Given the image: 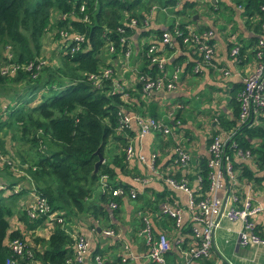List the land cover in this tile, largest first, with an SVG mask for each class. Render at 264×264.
Segmentation results:
<instances>
[{"label": "trees", "instance_id": "1", "mask_svg": "<svg viewBox=\"0 0 264 264\" xmlns=\"http://www.w3.org/2000/svg\"><path fill=\"white\" fill-rule=\"evenodd\" d=\"M153 3L174 8L176 15L185 13L186 9L192 10L194 6L193 2L187 0H0V70L11 64L19 66L12 75L0 74V97L1 91H6V87H19L17 95L5 97L16 104L8 106L9 103H5L7 115L3 120L5 122L2 121L3 125L0 126L12 127L9 139L16 143L17 161L22 173V176L15 180L6 172L7 164L3 163L0 166L6 173L2 175L3 171L0 172V264H4L5 260L11 257L8 243L5 244V241L21 239L26 244L25 238L18 231L8 232L9 219L13 216L18 201L26 194L24 190L13 192L19 182L30 185L36 196L46 202L51 214H62L65 224L69 219L87 213L94 219L98 217L106 219L107 212L103 207L89 206L87 201L93 197L101 176L111 180L114 177V169L122 171L125 167L123 150L116 151L107 160L104 158L105 153L109 151L106 150L108 144L114 143L125 147L126 140L115 130L119 112L126 110L127 103L134 98L139 103L140 116L146 113L148 117L155 119L158 114L153 99L144 101L145 105L141 101L140 81L134 84L132 91L125 90L127 99L124 100L123 92H113L111 79L103 80L97 87L87 78L90 75H98L101 69L109 68L106 64L107 55L112 59L121 57L126 45L130 43L129 39L136 31H139V38L153 35L157 40L155 44L160 41L162 31L152 30L149 26L143 29L139 25L148 15ZM236 3L242 6V17L246 21L250 18L255 19L252 23L253 33L257 34L262 22L264 0H237ZM81 7L83 11H80ZM54 14H57L58 18H54ZM192 15L193 13L187 17L186 24L168 25L167 30L173 37L174 29L180 34L174 38L179 53L184 52L185 47L181 44V38L185 35L186 25L194 24L191 21ZM131 18L138 22L133 29L126 26ZM119 28L122 33H118ZM204 29L206 28L199 27L197 32ZM52 30L55 31L53 38L57 41L58 33L65 31L81 36L83 43L77 51L70 54L69 48H65V44L58 41L62 51L59 52L57 64L46 61L45 64L39 65L38 62L44 59L42 37ZM121 37L126 40L122 46L119 43ZM254 40L251 38L249 42L253 43ZM108 43L114 48L111 55L105 49ZM149 45L145 44L139 48L137 56L140 57L141 64L137 72L138 78L154 80L158 76L161 77L167 65L172 70L183 68V73L196 75L192 73L194 63L184 64L185 59L181 54L172 57L169 63L166 62L160 72L145 56ZM163 49L166 54L174 50L173 47L166 46ZM187 53L191 60H200V57L195 56L191 50ZM242 53L240 49V55ZM28 65L29 70L23 69ZM238 87L241 86L235 84L229 91L230 118L223 114L214 116L217 128L210 132L209 137L220 131L235 129ZM20 94L18 98L20 102L15 101L14 97ZM175 117L178 119L177 114ZM180 121L184 122L182 119ZM125 131L126 129L123 130ZM232 140L237 149L248 151L250 154V158L245 161L232 160L234 188L243 182L259 186L264 181V114L257 118V124L238 128ZM2 144L4 145L0 140V146L3 148ZM208 144L209 139L207 146ZM4 152L5 150L2 153ZM97 154L103 161L93 173L94 164L98 160ZM206 163L205 158H199L191 167L192 171L196 172L195 177L200 178V190L194 192L197 196H202L207 191L209 170ZM179 177V174L174 176ZM187 178L190 181L193 179L191 176ZM102 189L100 202L105 206L109 202L114 203L117 208L113 213H116L121 205L122 197L124 195L129 197L131 190L117 182L104 185ZM116 189L121 190V197L111 196L110 193ZM165 193L167 190L155 195V201L152 202L143 201L136 195L133 198L134 201L141 199L144 202L137 211L148 209L152 213H157L155 219L160 221L156 231L151 224L153 236L161 231L160 227L165 228L166 225L170 227L172 224L168 218L163 217L156 204L166 195ZM20 214V221L29 231L39 228L45 220V217L30 220L24 211ZM187 232V229H183V233ZM34 241L40 243L39 249L26 246L31 256L19 260L17 264L71 262L74 240L61 225L54 223L46 239ZM144 250L146 251V248ZM98 254L100 251L97 249L92 252V256Z\"/></svg>", "mask_w": 264, "mask_h": 264}, {"label": "crops", "instance_id": "2", "mask_svg": "<svg viewBox=\"0 0 264 264\" xmlns=\"http://www.w3.org/2000/svg\"><path fill=\"white\" fill-rule=\"evenodd\" d=\"M187 1L191 3L193 2V7L196 9L195 14L191 17V21L194 22V24H188L186 27H191L195 31H197L199 27L206 28L203 31H212L213 37L211 38L210 43L215 47L216 56L212 58L209 65L200 64L201 71L196 75L183 73L182 68V72H180L178 81L176 82L177 88L174 92L158 93L153 95L150 99H153L154 104H156L158 117H156L155 120H160L165 125L171 127V129L175 132L174 135L177 137L176 139L180 140V143L185 147L190 155V163L191 167H193L199 158L208 159L207 141L209 139L210 132L217 128L214 116L216 117L222 114L229 118L231 116V108L228 104L230 97L229 91L235 84L241 86L240 77L243 78L247 75L254 66V60L251 53L253 48L251 47L252 43H250L249 40L251 38L255 39L256 34L253 33L254 25L252 24L255 19L250 18L246 21V19L242 17L243 9L241 5L236 3L237 0H205L210 7L208 8L209 11H213V15L204 14L202 10L197 9V6H195L196 3L194 4L195 0ZM219 5H223V11L225 13L223 12L222 14H217ZM238 6L241 7V10L238 9ZM155 15L156 14L152 13L149 19V28L162 32L167 31V26L170 24L165 26L163 23L159 22ZM183 22L186 23L187 21ZM139 35V31H136L129 39L132 54L129 59L128 66L125 68L126 72L119 74V76L115 75V77L118 78L117 80H122L118 83L123 84L125 90L129 89L132 91L134 84L139 81L140 77L137 78V72L140 70L141 62H139L140 57L137 55L140 52L139 48L141 47V44H153L158 46L160 49H163L160 41L155 44L157 40L153 35H149L144 38H139ZM171 44L174 50L169 54L164 53L166 58H168L166 62L170 61L172 57L181 54L185 59L184 64L188 62H192L194 64L198 63V60L190 59L187 53L189 51L188 48L185 47L183 49L184 52L179 53L180 51L176 47L175 39H171ZM233 44L239 45L243 51L241 55L239 53L237 62L234 58L229 57V49ZM110 65H120L119 58L114 59V61L111 60ZM219 68L227 69L230 72H237L240 77L235 76L223 79L216 71ZM171 72L172 68L167 65L164 71L165 76H170ZM123 75L126 77L122 78ZM8 88H12L11 90H14V88L19 87H6V90ZM238 88L239 89L237 90L236 95L240 91L241 87ZM11 95H13V93ZM123 99L126 100L127 98ZM141 101L145 105V102H148L149 100H145L144 102V100L141 99ZM10 102V100L1 95L0 105L9 103L8 106H15L16 102ZM129 102L130 103H127L128 107L126 110H123L124 114L129 116H140L138 112L139 103L136 102L134 98H132V100L130 99ZM175 104L180 105V109H175ZM5 111L6 104L0 108V121L6 118L7 112ZM176 114L178 115V119L175 117ZM142 116L148 117L146 113ZM181 119L184 121L183 123H181ZM191 120H196L199 123V127L195 128L193 123H191ZM176 121L179 125L175 124ZM119 134L122 138H124V140H126L125 147L122 148L114 143L108 144L106 150L109 151H107L104 155L106 160L110 156L112 157L116 151H124L126 146L130 145L135 153L139 152L144 156H148L149 154L155 152L158 153L159 158H157L155 166L157 172L162 173L173 171V166L171 164V147L173 145L172 138H164L158 134H149L143 138H138L133 122H131L125 132ZM4 146L6 147V142ZM1 159L3 162H0V166H2L3 163L7 164L6 162H8V160L6 161L3 158ZM0 171H3V168H0ZM6 172L13 178H16L17 176L9 170ZM2 173V175L6 174L5 171ZM178 174L180 175V172H176L174 176H177ZM21 175L22 174H20V176ZM148 175L146 162H138L137 160H132L129 163L125 162V167L122 171L114 169V177L111 180H107V178H99L98 187L93 197L87 201L89 206L103 207L107 212L106 219H102L100 217L94 219L89 213H87L75 216L64 224L66 232L69 236L72 238L82 237L87 242L88 253L85 257V261L88 264H92V258L94 256H99L102 260V264H153L145 258V247L143 245L142 238L138 236V231L141 227L140 219L142 217H147L150 220L154 231H156V228L159 226L158 224L160 220L155 219L157 216L156 212L152 213L148 209L145 211L137 210L143 206V201H155V195L162 194L164 190H167V193H165L166 195H164L156 203L159 211L162 205H168L170 207L177 205L185 206L187 197L182 192L169 189L160 179H153L148 177ZM188 176H192L191 173ZM142 178H149L146 185L139 183V179ZM113 182L128 186L131 191H133L136 196H140L143 201L141 199L140 201H134L127 195H124L118 210L116 213H113V210H110L107 205H102L99 199L100 194L103 193V186ZM190 186H192V183H190ZM19 190L26 191V194L18 201L14 214L9 219L8 232L14 230L18 231L20 235L25 238L26 246H28V248L32 246L38 248L40 243L37 244L34 240L39 239L42 241L46 239L54 225V222L52 220L45 219L44 223L39 228L33 231L26 230L22 221H20V212L25 211L28 206L30 207L33 205L36 194L33 192V188L25 182H19L13 192ZM234 190L238 193H248L252 195L253 199H255L258 203H264V181L261 182L259 186L253 183L243 182L240 183ZM7 193L8 191L6 190L5 194L7 195ZM218 195L219 197H222L221 193ZM134 220H137L136 225H134V223L132 224V221L134 222ZM256 228L259 234L264 235V214L257 218ZM159 229H161V231H158V234L165 233L171 245L170 251L165 255L166 263L181 264L182 258L179 250L182 246L179 247L175 244L178 234L172 226L168 227L166 225L165 228L160 227ZM104 231L112 232L113 236H104ZM238 231L239 225L237 223L220 220L219 228L213 233L214 246L210 256L207 259L199 260L191 264H264V247H240L237 239ZM7 243L9 242L5 241V244ZM124 245L128 247L129 252L134 259H127L124 263H120L119 260L122 255V247ZM96 249L100 251V254L92 256V252Z\"/></svg>", "mask_w": 264, "mask_h": 264}, {"label": "built area", "instance_id": "3", "mask_svg": "<svg viewBox=\"0 0 264 264\" xmlns=\"http://www.w3.org/2000/svg\"><path fill=\"white\" fill-rule=\"evenodd\" d=\"M181 1V0H176ZM151 7L148 15L145 16L139 23L140 27L146 29L149 26V19L151 13L154 11ZM241 10V7L238 6ZM83 11V8H80ZM63 18V17H61ZM138 22L131 18L127 21L126 26L133 29ZM174 29V28H173ZM118 33L122 30L117 29ZM172 36L169 31L162 32L160 36V44L163 48L172 47L171 39H174L177 34L174 29ZM213 33L210 30L197 32L191 27H185V35L181 38V44L191 50L193 54L200 57L197 64L192 67V73L198 74L201 70L200 64H210L213 57L216 56V50L213 44L210 43ZM58 41L60 44L64 43L65 48H69V53L77 51L83 43V38L79 35L69 34L65 31L58 33ZM125 38L121 37L119 43L122 46L125 43ZM251 50L254 66L252 70L243 78L237 72H230L227 69L219 68L217 73L223 78H230L239 76L241 80V89L236 95V102L238 103V114L236 118V127L229 131H220L213 137H209V144L207 146L208 159L206 166L208 168L207 191L202 196H197L194 192L200 190V178L196 172L191 170V158L185 147L180 143L179 139L174 135L175 132L171 127L165 125L160 120H155L150 117L143 116H129L123 111L119 112L118 124L116 127L117 133H122L127 129L131 122L134 123L136 134L138 138H143L149 134H158L164 138H172L173 145L171 147L173 166L172 172H157L155 169L158 153H151L144 156L141 153H135L133 148L128 145L124 149V161L126 163L132 160L138 162H146V170L148 177L153 179H160L169 189L182 192L187 197L185 206L162 205L160 212L171 221V226L178 234L175 241L180 248L182 258L181 264H191L201 259H207L213 250V233L219 228L220 220H225L239 225L237 234L238 245L242 248L246 247H264V235L258 233L256 228L257 218L264 214V203H258L250 194L238 193L234 189V173L232 170V160L245 161L250 158L248 151H241L237 149L236 144L232 140L234 132L240 127H249L257 124V118L264 114V8L262 9V22L260 30L256 34L255 40L251 44ZM106 52L111 55L114 53V48L111 43L105 45ZM240 46L233 44L229 49V57L234 58L237 62ZM164 49L150 44L147 47L145 56L148 61L155 65L156 68L162 72L164 64L167 59ZM132 54L130 44L125 47L121 55L120 64L126 68L129 63V58ZM39 65L45 62H38ZM19 69L16 65H7L0 70L1 76H8L14 74ZM23 69L29 70L30 65ZM181 70L175 68L172 70L170 76H165L163 73L161 77H156L154 80L139 78L141 84V98L145 101L149 100L153 95L160 93L174 92L177 88V81ZM112 72L109 69H101L98 75H90L87 80L94 86H99L103 80L111 79ZM113 92L122 93L123 98H127L123 84L112 82ZM175 109H180V105L175 104ZM179 125L178 122H175ZM178 127V126H177ZM230 154H228V152ZM0 162L3 160L0 157ZM8 164V162H6ZM176 172H180L179 178H174ZM191 173L192 181L188 180L187 176ZM101 179H106L101 176ZM149 178L139 179V183L146 185ZM192 183V186H190ZM104 187V186H103ZM1 188V187H0ZM219 193L222 197H219ZM112 197H121L122 192L116 189L110 193ZM135 193L130 190L129 198H134ZM196 196V197H195ZM107 207L110 210H115L117 206L109 202ZM25 215L30 219L45 217V219L52 220L55 224L64 226V218L62 214H51L46 202L35 197L32 206L25 209ZM141 227L138 231V236L142 238L143 245L146 248L145 258L153 264H167L165 255L171 249L169 240L165 233L153 236L151 230V222L147 217H142ZM183 229H187V233H183ZM66 232V229H65ZM67 233V232H66ZM104 236H113L112 232L104 231ZM73 257L68 264H88L85 257L88 253V244L82 237H73ZM8 249L11 257L5 260L4 264H17L19 260L30 258L31 254L26 250V244L21 239H14L8 243ZM132 260L134 257L130 254L126 245L122 247V255L120 256V263L126 260ZM92 264H102L99 256L92 258Z\"/></svg>", "mask_w": 264, "mask_h": 264}, {"label": "rangeland", "instance_id": "4", "mask_svg": "<svg viewBox=\"0 0 264 264\" xmlns=\"http://www.w3.org/2000/svg\"><path fill=\"white\" fill-rule=\"evenodd\" d=\"M195 3H196L195 6H197V9L202 10L204 14L213 15V11H211V10L209 11L208 8H210V7L208 6V3L205 2V0H203V1H196L195 0ZM151 7L155 8L152 13L156 14L157 16L155 15V17H157L159 22L163 23L165 26H167L168 24H172L173 26H175L177 24H186L183 21H187V17L189 15H191L192 13L195 14V9H196L195 7H193L192 10L186 9L184 11L185 13H181L179 15H176L174 13V8L162 7L158 3L157 4L153 3L150 6V8ZM223 10H224L223 5H219L218 6V10H217V14H222L224 12ZM186 13H187V15H186ZM53 17L54 18H58V15L54 14ZM54 33H55V31L52 30L49 33H46L42 37V56L44 57V59L40 56L42 58L40 61H43V62L49 61L50 64H53V63L57 64L58 57L60 55L59 52L62 51V48L59 46L58 41L55 40V38H53ZM143 44L144 43H142L141 46H143ZM106 58H107L106 59V64H107V66H109V68H105V69H109L112 72L111 82L112 81L113 82H117V83L121 82L122 80L121 81L117 80L118 78H116L115 75L119 76V74L125 73L126 72L125 68L120 66L121 64L118 65V66L117 65L116 66L110 65V62H111L112 58H110L108 55H107ZM118 58H119V60L121 59L120 56H118ZM118 58H115V59H118ZM112 60L114 61V58ZM125 77L126 76H124V75L122 76V78H125ZM11 89L12 88H8L6 91H1V94L4 97L8 98L9 96H11L12 93H13V95H17L19 93L18 88H14V90H11ZM20 96H21V94L19 96H15L14 97V98H16L15 101L18 102L20 100V99H18ZM3 105H5V104H1L0 108ZM168 107H166V108H168ZM0 120H1V118H0ZM2 121H0V125H3V122H5V121H3V122ZM191 123H193V126L195 128L199 127V123L196 120H191ZM11 131H12V127L9 128V127L0 126V140L4 144L6 142V147L3 144H2L3 148L0 146V148L2 149V150L0 149V157L5 159L6 161L8 160V166H5V167L8 168L7 170H9L11 173L17 175L16 178H14L16 180V179L20 178V174H22V173H20V169H19V166H18V161H17V156L18 155L16 154V152H17L16 143L9 139V135H11ZM3 150H5L6 152L2 153ZM11 151H12V153H11ZM0 172H2V171H0ZM133 223H134V225H136L137 224V220H134V222L132 221V224Z\"/></svg>", "mask_w": 264, "mask_h": 264}, {"label": "water", "instance_id": "5", "mask_svg": "<svg viewBox=\"0 0 264 264\" xmlns=\"http://www.w3.org/2000/svg\"><path fill=\"white\" fill-rule=\"evenodd\" d=\"M171 124H172V123H171ZM97 157H98V160H97V162L94 164V170H93V173H95V172L97 171L98 166L102 163V157H101L99 154H97Z\"/></svg>", "mask_w": 264, "mask_h": 264}]
</instances>
